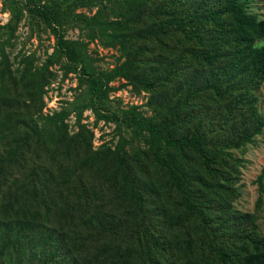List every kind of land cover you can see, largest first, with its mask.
Returning a JSON list of instances; mask_svg holds the SVG:
<instances>
[{
	"label": "trees",
	"instance_id": "1",
	"mask_svg": "<svg viewBox=\"0 0 264 264\" xmlns=\"http://www.w3.org/2000/svg\"><path fill=\"white\" fill-rule=\"evenodd\" d=\"M0 40V264H264L256 210L235 207L246 145L264 127V13L249 0H8ZM93 8L88 15L77 8ZM55 37L42 62L5 51L23 12ZM75 24L87 39L67 38ZM122 61L97 68L87 44ZM77 96L43 112L55 79ZM121 78L137 105L112 107ZM114 124L93 145L83 120ZM74 115L72 128L69 117Z\"/></svg>",
	"mask_w": 264,
	"mask_h": 264
},
{
	"label": "rangeland",
	"instance_id": "2",
	"mask_svg": "<svg viewBox=\"0 0 264 264\" xmlns=\"http://www.w3.org/2000/svg\"><path fill=\"white\" fill-rule=\"evenodd\" d=\"M249 7L252 12L257 13L260 17L264 13V0H249ZM21 3V0H19ZM95 11V7L89 9L86 7H80L76 9V12H82L85 14H92ZM15 21L12 18L11 5L8 0H0V40L8 37L6 34L7 23L13 24ZM65 34L67 38L80 37L87 41L75 24H64ZM264 42V38L257 43ZM55 37L50 29L37 19H32L25 11L22 16L19 17L15 29L10 35L9 42L4 44L5 51L8 53L13 65H17V61L28 54H33L38 63L42 62L47 55H49L54 48ZM87 50L92 58L95 59L94 65L100 69H110L116 62H120L123 58L120 57L119 52L113 47H104L97 40L89 41L87 44ZM56 72L55 79L52 80L48 86L47 92L44 96L45 106L43 112H51L54 109H59L61 105L66 104L67 101L73 100L77 93L81 92L83 87L78 86V77L75 73H68L67 76H63L62 70H60L57 64L52 65ZM111 84L118 86L119 88L109 93V104L115 108H127L130 105H137L145 114H150L145 102L147 100V93L141 92L139 94L134 93L129 85H124V80L118 78L111 82ZM259 95V110L264 114V82L260 89L257 91ZM83 120L87 122L89 127L92 128L94 133L93 145L98 146L103 141H116L117 136L114 135V124L104 122L103 120L97 121L96 124L94 114L91 110L86 109L83 112ZM74 122V115L69 117V124L72 128ZM243 157V165L241 167V180L239 182V190L241 192L238 200L234 205L236 208L245 211H254L255 203L260 195V190L257 182V177L264 166V127L262 132L255 137L253 143L246 145L243 153H240ZM257 222L260 232L264 235V177H263V192L261 193V204L258 210H256Z\"/></svg>",
	"mask_w": 264,
	"mask_h": 264
}]
</instances>
